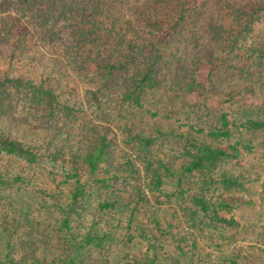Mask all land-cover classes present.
Segmentation results:
<instances>
[{"label":"trees","instance_id":"1","mask_svg":"<svg viewBox=\"0 0 264 264\" xmlns=\"http://www.w3.org/2000/svg\"><path fill=\"white\" fill-rule=\"evenodd\" d=\"M174 1L176 4L166 23L158 19L165 14L158 15L161 10L158 6L152 7L150 16L154 20L148 26V34L138 38L140 30L132 20L126 21L121 11L111 8L103 12L105 0H0V64L6 66L0 68V156L17 158L41 168L43 182L36 189L37 194L58 210L59 229L65 237L61 238L64 257L43 258L40 264H57V261L59 264H110L105 258L103 261L95 259L91 253L111 247L123 250L135 239L144 241L148 248L141 261L132 263L190 264L195 257L199 264L196 232L217 228L218 224L224 227L236 224L233 218L220 215L221 212L230 214L234 207L222 195L216 196V192L244 190L250 181L245 177L247 174L235 176L220 169L223 164L240 158L243 150L250 149L236 125L245 118L244 97L240 96L236 110L215 114L212 137L225 140L227 149L195 140L189 133L174 130L160 120L153 122L149 131L140 129L138 121L143 120L140 110L149 101L162 100H156L157 97L164 96L173 102L180 95L203 90L204 86L198 84L196 78L204 66L233 58L237 62L233 68L245 81L250 82L252 71L262 74L264 42L261 41L263 30L258 26L264 17L261 13L264 1ZM212 3L216 10L210 16L206 5L211 7ZM220 10L229 18L228 26L220 24ZM144 15L145 12L137 18ZM18 20L27 26L23 28L24 33H20V27L17 44L21 46L15 45L14 49L22 48L26 38L31 37L27 28L31 26L40 36V42L55 47L58 55L53 58L54 51H51L47 59L45 51L36 49L39 56L27 59L29 69L23 75L12 67L17 57L14 49L8 54L1 50L14 38ZM66 29L70 30L69 37L65 36ZM185 29L189 31L182 38ZM55 44L57 46H53ZM63 63L85 82L94 84L89 90L88 102L107 125L89 124L90 132L85 133L76 148L69 144L68 152L53 144L58 136H44L54 153L51 155L48 148L44 150L51 158V166L43 168L39 164L42 148L34 151L16 135L19 131L29 134L34 126L41 125L44 129L43 125L59 121L67 127L77 120L74 103L70 99L64 101L53 74L42 75L39 82L28 76L38 64H48L54 67L52 71L57 68L61 71L65 69ZM38 118L46 120V124L36 125L34 120ZM126 118L124 127H118L122 137L111 133L109 122ZM240 124L247 132L264 137V118L248 119ZM172 137L179 154L165 164L155 156L168 147L165 141ZM183 156L187 160L179 158ZM13 169L11 163L5 170L0 169V188L10 192L6 201L10 207L21 201L13 195L12 188L20 190L21 184L28 183L24 177L10 174ZM133 181L138 185L131 194L128 186H132ZM146 182L147 187H141ZM168 184L174 185L173 191H165ZM155 193L159 205L152 208L148 196ZM164 205H167L166 210ZM17 206L13 214L16 221L19 217V222L28 223L31 211L23 204ZM170 208L174 211L171 220L166 221V211ZM178 209L183 221L177 224L185 227L175 234L173 230L177 228L172 221L175 223ZM13 212L11 208V214ZM16 221H12L13 227L9 228L19 225ZM189 238L194 248L193 257L182 263L177 256L169 257V263L163 262L165 255H160L158 242L171 239L178 244L180 254H186L180 244ZM10 247L8 244V252L0 264H19L12 257Z\"/></svg>","mask_w":264,"mask_h":264},{"label":"rangeland","instance_id":"2","mask_svg":"<svg viewBox=\"0 0 264 264\" xmlns=\"http://www.w3.org/2000/svg\"><path fill=\"white\" fill-rule=\"evenodd\" d=\"M243 1L244 3L251 2V0ZM263 1L264 0H261V2ZM198 2H201V0H198ZM168 4L169 6H167ZM175 4L176 2L174 0H105L106 8L103 9V12L111 8L116 12L121 11L124 16L123 18L126 21L132 20L133 24L140 30L141 35L138 38H143L144 35L148 34V26L154 20L153 16H150L152 15V7L158 6L161 11L157 14H165V16H158V19L166 23L165 20L170 19V14ZM206 7L209 8L207 13L210 14V16L213 15L216 10L213 3L211 7H209V4L206 5ZM163 9L165 10L162 11ZM144 12L145 15L143 17L137 18V16H141ZM261 13L264 15V12ZM219 15H222L220 24L228 26L230 20L228 17H225V12L220 10ZM260 21L258 28L263 30H261L263 39L260 40L264 42V17H262ZM26 26V23L18 20L13 30L15 34L14 38H10V41L6 43L5 46L3 45L1 47L4 54H8L12 51L15 45L21 46V44H17V41L20 39L17 38V34L20 32V27V33H24L23 28L26 29ZM141 27L142 29H140ZM27 28L31 32V37L26 38V42L22 48L14 49L17 57L12 66L22 75L29 69L27 59H32V57L38 58L36 49H40L41 52L45 51L48 56L46 57L47 59H50L53 51V58L58 57L55 47L52 48L50 44H43V42H40L41 38L38 33L34 31L31 26ZM64 31H67V33L65 32V36L69 37L68 33L70 30L66 29ZM188 31L189 30L186 29L183 31L182 38H184L185 33ZM138 40L140 41L141 39ZM48 45L50 46L48 47ZM53 46H57V44ZM39 58H41V56ZM222 63H216V65L213 64L211 66H201L202 68H200L197 73L196 82L204 86L203 90L180 95L179 99L173 102L165 99L164 96H161L163 98H156V100L159 98L162 99L161 101H149L144 108L140 110L143 120L138 121L140 124L139 128L149 131V127L152 126V123L160 120L163 124L169 125L174 130L179 129L182 133H189V136L195 140L206 142L213 147L227 149V143L224 142L225 140L220 138L214 139L212 137L213 133L211 130L215 126L213 123L216 122L215 114L221 111L230 112L236 110L241 101L240 96L244 97V104H246L247 108L245 118H241V122L238 120L236 125L238 129H241L246 139L245 143L250 149L248 150L247 148V150H243V153L239 156L240 158L223 164L220 169L235 176L247 174V176H244L250 179V181L246 183L244 190L216 192V196L222 195V198L230 202L234 207L230 214L221 212L220 215L226 218H233L236 224L232 227H224L218 224L216 225L217 228L204 229L202 233L196 232V246L198 247L200 253L199 258L201 259L199 264H264V137L258 133L247 132L240 124L246 122L248 119L264 118V65L262 67V74H257V72L255 73L252 71L251 80L249 82L245 81L242 78L243 76L239 74V71L233 68L237 63L233 58L228 61L225 59ZM63 66L65 69H61V71H59L58 68L52 71L54 67L48 64H38L36 69L31 71L32 74L28 76L35 77L37 82H39L42 75L50 76L53 74L57 78L55 82L60 87L62 96L66 99L63 98L64 101L70 99V102L74 103L73 105H75L77 112V120H74L73 123L67 127L63 126L59 121L48 124L49 126L43 125L44 129L41 128V125L38 126V128L30 126L29 129L32 127V131L29 134H21V131H19L16 135L18 139L22 140L29 147H32L34 151L42 148L40 152L42 161L39 164L43 168L51 166V158L47 156L46 152L44 153V150L48 148L51 155L54 153L53 148L47 146V138L58 136L53 144L59 149L64 147V152H68L69 144L75 145L76 148L77 144L80 141L82 142V139L86 136L85 133L90 132L89 124H99L100 122L101 125H107V122H104L101 120L102 118L98 116L100 115L99 112L88 102L89 90L93 83L85 82L83 78L78 77L65 67L64 63ZM2 67L6 66L0 64V68ZM70 89L74 90L70 91ZM126 120L127 118L125 120L123 119L121 122L118 121L115 123V120L114 122H109L112 126L111 133L117 134L116 136L118 137H122L118 127L123 128ZM34 123H36V125L46 124V120L43 119L42 121L38 118L34 120ZM111 133H109V135H112ZM175 137L177 140L179 139L178 136ZM63 143H65V146ZM175 143L176 141H174L173 137L167 140V143L165 141L168 147H165L162 151H158L157 153L159 155L155 156V158L160 159L165 164H167L171 158L174 160L176 154H179L174 146ZM179 158L187 160L184 156ZM66 161L70 160L66 158ZM10 163L14 166L10 174L12 172L14 175H20L24 177L28 183L21 184L22 189L20 190H15V187L12 188L13 195L17 196L19 201L21 200L14 204V207H10L9 203L6 202L10 192L0 188V196H3L0 197V261L3 262V256L5 257V254L8 252V244L11 246L10 252L12 253V257L15 261H18L19 264H40L39 262H41L43 258H63L64 251L62 248L64 244L61 238L65 237L63 232H60L59 229L61 227L58 210L56 208L53 209L49 200L41 198L36 191V189L38 190L40 187L39 184L43 182L41 168L39 166H29L27 163L17 158L12 159V157L10 158L5 155L0 156V169L5 170ZM171 164L174 165V162ZM4 166L6 167L4 168ZM36 175L37 178L34 179ZM147 182H149V179ZM147 182L141 184V187L146 188ZM135 185H138V182L133 181L132 186H128V192L134 194L135 191L133 188ZM164 188L166 192H171L173 191L172 189H174V185L168 184ZM128 192L125 193L128 194ZM125 193L121 194L124 198L127 196ZM157 197L156 193L148 196L149 207L156 208L159 205L156 202ZM162 201H165L163 197ZM21 204L25 205L29 209V212L31 211L27 217L29 222H19V217H17L19 225L15 224V228H9V226L13 227L12 221H16V217H14L13 214L18 207L17 205L21 207ZM163 207L166 210L167 205ZM11 208L14 210L12 214ZM172 211L174 210L171 208L170 211H166V221L171 220L170 215ZM139 215L141 216V214ZM182 221V213L181 210L178 209L175 223L172 221V224H175L174 226L177 228L173 230L175 234H178L177 232H179L182 227L184 230L185 226L177 224L182 223ZM161 222L165 228V221L162 220ZM21 225H23V227ZM158 245L160 247V255H165L163 260L165 263H169V257L177 256L181 260V263L183 260H188L191 256L193 257L194 248L191 238H189V240L187 239L186 243L180 244L184 247L186 254H180L178 244L171 239L158 242ZM147 248L148 245L144 241L135 239L126 249L123 248L122 250L117 247H111L109 249H103L102 251H93L91 256L95 259H102V261L105 258L110 264H135L132 262L141 261L143 255L147 252ZM191 251L192 253H190ZM191 263L198 264L195 262V257H193V262ZM57 264H59L58 261Z\"/></svg>","mask_w":264,"mask_h":264}]
</instances>
